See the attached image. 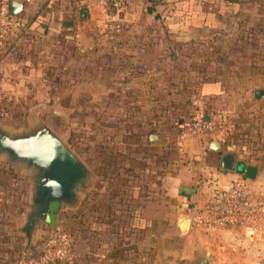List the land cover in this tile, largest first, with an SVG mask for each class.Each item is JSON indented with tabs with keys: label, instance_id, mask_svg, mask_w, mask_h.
<instances>
[{
	"label": "rangeland",
	"instance_id": "obj_1",
	"mask_svg": "<svg viewBox=\"0 0 264 264\" xmlns=\"http://www.w3.org/2000/svg\"><path fill=\"white\" fill-rule=\"evenodd\" d=\"M174 1L177 11L171 3L153 1L139 18L118 21L116 13L100 29L91 31L87 48L76 42L70 30L44 40H35L23 30L0 48V126L15 132L45 124L91 174L90 189L81 194L80 206L61 205L54 227L42 221L31 232L25 224L32 208L29 176L23 167L0 156V264H25L31 255L40 254L52 229L72 238L82 230L92 240L91 250H106L107 243H101V238H109L110 249L122 255L126 244L130 259L117 264H182L177 259L159 262L149 253L147 263H140L136 257H144L148 239L122 225L118 215L109 225L93 220L102 213L106 219L112 212L123 214L121 204L119 209L111 208L112 192L117 199L125 194L133 197L149 181L159 179L172 144L198 113L211 122L205 137L221 138L249 161L258 152L264 155V96L252 97L253 89H261L254 83L264 84V74L253 72L251 57H243L251 53L253 29H261L256 37L264 42V0H236L239 6L234 10L220 4L210 26L201 21L203 15L210 16L208 2ZM172 11V20L184 31L179 37L191 33L194 42L182 44L174 33L161 28L165 15ZM135 39L144 45H135ZM132 47L141 49L133 51ZM131 57L145 63L143 81L132 83L122 72L109 82L111 61ZM156 65L162 73L158 80ZM15 72L28 75L18 82L19 92L15 91ZM214 78L218 79L210 82L214 90L202 98V81ZM144 88L148 94H142ZM149 132L169 141L165 147L149 145ZM16 171L21 172L17 185ZM94 236L100 240L93 242ZM75 244L73 239V251ZM71 260L65 264H73Z\"/></svg>",
	"mask_w": 264,
	"mask_h": 264
},
{
	"label": "crops",
	"instance_id": "obj_2",
	"mask_svg": "<svg viewBox=\"0 0 264 264\" xmlns=\"http://www.w3.org/2000/svg\"><path fill=\"white\" fill-rule=\"evenodd\" d=\"M18 1L23 3V0ZM149 2L153 1L120 0V12H123H121L122 18L118 17V21L139 18L138 15L146 9ZM161 2L171 3L176 11L179 9L174 0H159L154 1V4ZM87 8L86 17L81 19L78 8H75L71 0H31L29 3H23L20 18L28 33L27 35L35 40L52 39L58 33H65L70 30L74 32L76 42L83 44L80 45L82 48H87L91 44V31H97L103 26V22L108 20L105 10L97 7ZM130 9L134 10L133 15L128 13ZM124 11H126L125 14ZM174 14V11L166 14L167 24L171 28L167 32L174 33L176 36L181 30L179 23L172 20ZM211 22L208 20L204 24L210 26ZM132 49L133 51L138 50L135 47ZM111 62L109 67L113 68L109 69L108 72L109 82L116 80L122 72L126 78L129 77L128 80L132 83L141 82L146 77L145 71L142 70V67H145L142 58L131 57L123 61L119 59ZM161 74L159 75L156 65L155 79H161ZM26 76L28 75L15 72L16 92H19L18 82H21ZM203 86L201 97L207 98L209 92L215 87L210 83L203 84ZM261 89L264 91V87ZM256 90H253L254 98L256 97ZM141 92L148 94L149 91L144 88ZM261 134L259 132V135ZM161 138L160 144L151 141H148V144L165 147L169 139ZM210 139L212 138L199 135L184 136L174 141L172 150L166 156L167 159L159 179L149 181L148 186L138 191L134 195L135 197L130 195L126 197L125 194L123 198L117 199L116 193L112 192L111 208L113 210L119 209L121 204L123 214L112 212L110 213L111 219L109 216L106 219L102 213L101 217L97 216L93 222L106 224V221L108 224L115 222L118 215V217H122V225L128 226L129 229L133 228V231L148 239L150 244L144 243L147 248L143 254L146 257L141 255L139 258L136 257V261L140 263H147L149 253L151 259L156 257L159 262H163L164 259H171V261L177 259L184 264L186 260L194 256L196 248L201 246L209 253L207 264H264V155L262 152H258V155L256 154L249 161L236 149L230 148L221 138H215L222 143L223 149L236 152L237 161L243 165L252 164L256 167L254 179H248V181L252 197L260 203L262 208V223L261 228L256 232L257 234L251 235L245 229L234 224L208 233L199 230L192 222L193 209L202 207L213 189L227 187L238 176L244 177L236 169L224 170L221 167V154L215 149L209 148ZM18 174L21 172H15V185L18 184ZM91 188L93 189V187ZM77 220L83 221L84 218L78 217ZM183 220L186 221V224L182 230L180 223ZM75 239L73 264H117L118 261L130 259V251L126 252V244H123L124 250L120 255L121 252L117 253L116 248L110 249L109 238H101V243H107L106 250H91L90 243L92 240L87 236L85 237L82 230ZM96 239L100 240L99 237L94 236L93 242H96ZM164 241L169 242V245L165 246ZM111 244L116 245L113 242ZM127 245L130 247V244Z\"/></svg>",
	"mask_w": 264,
	"mask_h": 264
},
{
	"label": "water",
	"instance_id": "obj_3",
	"mask_svg": "<svg viewBox=\"0 0 264 264\" xmlns=\"http://www.w3.org/2000/svg\"><path fill=\"white\" fill-rule=\"evenodd\" d=\"M159 1V0H152ZM7 12L19 15L23 3L8 0ZM88 8H78L79 17L85 18ZM256 98L264 96L262 89L255 91ZM148 140L160 144L162 138L156 132H149ZM209 148L220 152V165L224 170H238L253 180L256 167L252 164L243 165L236 160V152L223 149L222 143L212 138ZM0 156L10 164L23 167L29 176L32 192V211L46 213V221L54 227L56 212L61 205L77 208L81 202V194L90 189V171L81 160L43 123H37L27 129L10 132L0 126ZM47 210V212H46ZM186 221L180 223L183 230ZM209 253L198 246L194 256L185 264H207Z\"/></svg>",
	"mask_w": 264,
	"mask_h": 264
},
{
	"label": "built area",
	"instance_id": "obj_4",
	"mask_svg": "<svg viewBox=\"0 0 264 264\" xmlns=\"http://www.w3.org/2000/svg\"><path fill=\"white\" fill-rule=\"evenodd\" d=\"M7 1L0 0V48L5 46L10 38L18 36L25 30L20 18L21 13L15 15L7 12ZM30 1L23 0V3ZM71 2L75 8L97 7L105 11L109 5V0H71ZM211 129L209 118L198 113L192 123L183 127L180 137L203 135ZM192 222L208 233L234 224L255 235L261 228L262 208L250 193L248 179L238 176L229 186L213 189L203 206L193 209ZM72 240L67 232L52 229L44 241L41 253L29 258L25 264H55L57 261L65 263L73 256Z\"/></svg>",
	"mask_w": 264,
	"mask_h": 264
},
{
	"label": "trees",
	"instance_id": "obj_5",
	"mask_svg": "<svg viewBox=\"0 0 264 264\" xmlns=\"http://www.w3.org/2000/svg\"><path fill=\"white\" fill-rule=\"evenodd\" d=\"M194 1H200V0H194ZM201 1H203V2L206 1L210 4V6H207L208 11H206V12L211 14L209 16V18H207L208 16L203 15L201 18L202 23H207L208 20L212 21L211 17L216 12V10L220 6V4H224V6L227 9L229 8V9H233V10H234V7H236V4L237 5L239 4V2L236 0H201ZM108 4L109 5H108V8L106 10L107 19H111L112 17H114L116 15V13H118V17L122 18V14H121V12H119L120 7H121L120 6V0H109ZM262 6L263 5H257V8H261ZM147 10L151 11L152 7H148ZM167 20L168 19H167V15H166L164 17L165 24L161 26V28L162 29L164 28L165 31L171 29L167 24ZM180 30H181L180 32H184L182 29H180ZM259 30H261L259 27L252 30V32H253L252 34L255 37V41L252 40L250 43L251 44V53L248 55L243 54V57L245 60L247 59V57H251L250 68L253 70V72H260V73L264 74V42L261 41L262 38H259L261 40L258 41V39L256 37V35L258 34L257 32ZM187 35H189L187 38H184V37L181 38V37H179V35H176L175 39L180 41V42H183L182 44H187V43L190 44L191 42L195 41L196 38L194 37V35H192L191 33H188ZM260 35H262V33H260ZM136 40L137 39L134 40L135 43L137 42L135 45H144V43H140V41H138V40L136 41ZM136 48L141 49L140 47H136ZM216 81H218V79H215V78L214 79H205L202 81L201 84H206V83L216 82ZM263 83H264V81H263ZM254 84H255V86H257V88H263L264 87V84H262V83H254ZM222 85H223V83H222ZM255 89H253V90H255ZM252 97L254 98V94L252 95ZM179 127H181V126L179 125ZM263 136H264V131H263ZM73 239H75V237ZM38 255L39 254H37L36 256H38ZM36 256L31 255L30 258H33ZM65 263H67V262H65ZM65 263H63V264H65ZM55 264H62V262L57 261Z\"/></svg>",
	"mask_w": 264,
	"mask_h": 264
},
{
	"label": "flooded vegetation",
	"instance_id": "obj_6",
	"mask_svg": "<svg viewBox=\"0 0 264 264\" xmlns=\"http://www.w3.org/2000/svg\"><path fill=\"white\" fill-rule=\"evenodd\" d=\"M42 221H44L46 225L50 226L49 223L46 221V213L42 214L39 211L30 210L29 213L27 214L25 224H26V227L30 229L31 232H34L37 230L39 226H41Z\"/></svg>",
	"mask_w": 264,
	"mask_h": 264
}]
</instances>
